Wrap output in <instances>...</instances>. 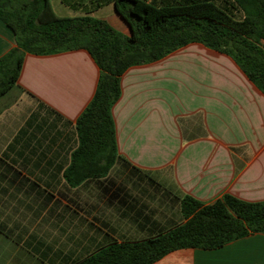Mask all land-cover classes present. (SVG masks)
Wrapping results in <instances>:
<instances>
[{"label":"crops","instance_id":"obj_1","mask_svg":"<svg viewBox=\"0 0 264 264\" xmlns=\"http://www.w3.org/2000/svg\"><path fill=\"white\" fill-rule=\"evenodd\" d=\"M66 9L74 15L53 13L81 15ZM90 16L130 35L111 4ZM13 47L0 21V58ZM98 78L85 50L26 53L15 87L0 98V264H72L180 223L176 203L151 183L204 204L224 195L264 202V94L231 57L199 43L120 77L111 108L116 150L140 173L115 168L109 182L70 187L64 171L78 145L76 120ZM153 264H264V233Z\"/></svg>","mask_w":264,"mask_h":264},{"label":"trees","instance_id":"obj_2","mask_svg":"<svg viewBox=\"0 0 264 264\" xmlns=\"http://www.w3.org/2000/svg\"><path fill=\"white\" fill-rule=\"evenodd\" d=\"M81 15L55 16L49 0H0V21L15 47L0 58V98L16 85L26 53L47 55L85 50L99 69L95 94L76 120L78 145L64 180L70 187L109 180L118 168L140 173L117 154L111 108L120 95V77L130 67L157 61L189 43L233 59L264 94V0H58ZM112 5L130 35L91 13ZM140 178L139 180H141ZM151 183V182H150ZM176 203L182 221L141 241L112 243L72 264H153L182 249L215 250L251 234L264 233V202L224 195L212 204L190 197Z\"/></svg>","mask_w":264,"mask_h":264},{"label":"rangeland","instance_id":"obj_3","mask_svg":"<svg viewBox=\"0 0 264 264\" xmlns=\"http://www.w3.org/2000/svg\"><path fill=\"white\" fill-rule=\"evenodd\" d=\"M52 2V6H53V11L55 12L56 15H58V11H57V8L60 7L62 10H64L65 12H67L68 15H74L72 12L68 11L66 8H64L62 5H60L59 1L58 0H51ZM111 11H112V8H111ZM115 30V29H114ZM117 174H115V180L119 183L120 182V179L117 178L116 176ZM124 181V180H123ZM119 186H121V184L119 183L118 184ZM123 185H127V186H132L131 183L129 184H123Z\"/></svg>","mask_w":264,"mask_h":264}]
</instances>
